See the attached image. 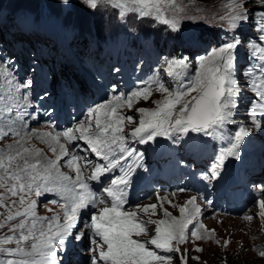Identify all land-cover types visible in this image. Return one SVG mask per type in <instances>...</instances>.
Returning a JSON list of instances; mask_svg holds the SVG:
<instances>
[{
    "label": "snow or ice",
    "instance_id": "obj_1",
    "mask_svg": "<svg viewBox=\"0 0 264 264\" xmlns=\"http://www.w3.org/2000/svg\"><path fill=\"white\" fill-rule=\"evenodd\" d=\"M80 2L91 10L107 4L118 9L121 17L130 12L139 17L155 15L173 30L178 29L177 19L162 15V6L176 7V0ZM252 2L255 3V0ZM61 3L72 6V0H61ZM259 4L264 8V0H259ZM241 7L233 0V14L226 18L229 28L236 29L238 22L249 19L248 9L237 11ZM259 16L264 22V11ZM259 30L264 33V27ZM240 43L233 36L212 48L207 55L200 56L191 77L187 75L189 65L186 59H166L161 69L173 81L171 87L160 78L141 82V86L130 94L114 95L88 108L85 118L75 127L55 136L50 132L44 133L41 139L48 137L52 141L50 151L57 153L56 145L59 146L54 159L44 156L42 149L23 147L20 141L15 142V148L9 145L6 151L0 150V208L6 210L0 212V216L4 217L0 221V229L7 227L10 233L0 238V257H3L0 264H63L60 253L66 251L69 237L88 240L91 264H173L174 254L180 253L179 245L188 239L189 225L193 226L191 237L204 239L201 234V229H204L207 237L211 238L215 230L206 229L197 219L201 208L196 196L178 206V217L163 208L162 203L137 204L134 208L129 205L125 210L132 175L137 168H144L143 153L131 147L130 142L148 144L162 137L177 145L182 141L187 143L185 138L191 133L224 140L225 127L232 125L235 131L227 137V146L219 151L218 159L204 177L208 181L218 180L225 160L229 157L239 159L240 146L245 138L254 128H264L258 119L264 118V38L253 45L259 68L244 73L256 96L246 109L247 119L253 122L254 128L236 123L242 89L235 74L234 53ZM0 77L6 85L14 87L15 93L30 87V81L26 84L16 82L14 74L5 64H0ZM13 87H9L7 96L0 95V104L3 105L0 107V119L5 116L11 119L15 107L16 116L12 119V124H15L24 120L20 109L30 105L27 104V96L23 97V104L12 103L15 99ZM153 91L162 93L163 98L155 101V108L136 109L140 113L138 123L133 116L120 111L123 107L131 109L134 102L138 103L141 99H150ZM129 124L136 126L125 134V127ZM8 134L0 128V139ZM15 134L19 135V132ZM62 138L67 142L83 141L82 150L90 152L98 160L94 162L86 156L70 153L67 144L60 143ZM65 157L64 163L74 176L61 170L60 161ZM115 171H119L120 175L112 176ZM92 182L98 185V191L93 190ZM261 191L264 192V188ZM45 193L59 197L51 203H59L60 212H53L51 216L37 213V203L31 197H40ZM158 199L162 201L166 198ZM257 203L259 216L264 218V199ZM158 206L162 209L163 218H142V214L155 215ZM173 207L177 205L173 204ZM82 213L87 218V234L77 228ZM245 218L251 220L254 217ZM148 225H155L154 234L150 236ZM259 255L264 257V246L260 247ZM179 259L180 264H187L185 255L181 254Z\"/></svg>",
    "mask_w": 264,
    "mask_h": 264
},
{
    "label": "rangeland",
    "instance_id": "obj_2",
    "mask_svg": "<svg viewBox=\"0 0 264 264\" xmlns=\"http://www.w3.org/2000/svg\"><path fill=\"white\" fill-rule=\"evenodd\" d=\"M235 3L242 6L241 9H237V11L246 8L248 9L249 16L247 21L242 23L238 22L239 26L236 29L229 28L226 19L230 14H233V0H176V7L164 5L162 6L164 9L162 15L168 19L178 20V29L173 30L170 25L164 24L161 20L157 19L155 15L139 17L138 14L130 12L121 17L118 9L107 4L101 5L97 10H91L86 5L82 4L80 0H72L71 7L63 5L61 0H0V64H5L14 75L20 76L23 84L30 81V87H27V89L34 93V99L40 104H47L48 107H51L50 100L53 99V92L56 89L52 90L45 85L36 84L38 80L45 82L46 85H54V87L58 88L61 92L65 91V94L69 93L67 98L71 97V92H75L78 88L80 89V84H76L74 75L69 73L70 70L65 65L66 63L68 64V60L62 62L61 54L54 56L51 52V47L47 44L48 42L43 40L40 34L30 35L20 29L19 33L21 37L13 33L16 27L21 26L19 17L28 21H35V18L41 15L40 17L44 21L47 17L43 16L45 15L43 12H46L47 16L49 13L53 14L50 18V22L54 20L66 23L72 30L75 36L74 39L82 38L83 40L89 41L93 45V47H91L90 57L92 55L94 57L91 58V61L98 75L91 72L88 68L85 69L87 73L91 75L90 78L95 81L96 86H98L103 94L107 92L114 95H119L121 93L125 94L132 86L134 90H136L141 86V82H150L153 78L163 79L166 85L171 87L173 81L171 78L167 77L166 72L161 69V65L166 59H186L189 65L187 75L191 77L195 73L198 65V58L200 56L207 55L212 48L220 46L224 41L230 40L234 36L241 42L237 48L242 49L234 53L235 74L241 84L243 99L242 107L237 116L239 118H236V123H240L242 120V123L247 127L254 128L253 122L247 119L246 109L249 102L256 99V96L248 84V77H246L244 73L259 68V62L254 57L257 53L253 45L259 43L261 39L264 38V33L259 30L260 27H264V22L260 20L259 16V13L264 11V8L260 7L259 0H255V3H253L252 0H248V2H245V0H235ZM221 17H225V19L222 20ZM205 27H214V29L217 30L216 37H225L224 41L220 44H212L216 37L211 30L205 34L207 37L206 41L199 39L196 36L197 30ZM127 35H129V38L126 37ZM142 37L145 38L142 39ZM134 38L137 39V45L141 47V51L139 48L136 49L139 50L136 54V58L141 57L142 55H139V53L144 50L149 51L151 48L155 49V55L152 56L153 64L150 72L141 71L142 64L139 62L136 69L132 70L130 66L126 64V59L123 60L120 58L123 46L126 48V41L130 39L133 40ZM83 43V48L86 50L87 42ZM160 44H163L165 47H171L170 54L163 58H161V53H159V51L157 52V47ZM187 45L193 50L192 56L179 53V49ZM121 46L122 48H120ZM47 47L48 50L46 51ZM174 47L177 49H174ZM36 49L40 52L36 51ZM127 49L128 52H126V55L130 56L135 46L127 47ZM118 56L119 58H117ZM36 58H39L38 60L40 63L38 68L34 69L32 61ZM133 58L134 55L132 54V59ZM10 60L15 62L16 65L14 66L9 63ZM78 63L81 64L80 61H78ZM17 64L20 66L17 67ZM46 65H48V70L46 71V75H44L41 69L44 67L46 68ZM56 66L58 69L60 68L59 73L54 71ZM68 66H70V64ZM21 71L22 73H20ZM75 71L77 75L80 74L77 69H75ZM132 81L135 84H132ZM16 82L21 84L18 80H16ZM9 87L13 86L6 85L4 96H7ZM13 95L15 96V99L12 101L13 104H23V97L27 96V91L25 88H21L19 93H15L13 87ZM28 95L30 96V94ZM162 98V93L153 91L150 99H141L138 103L134 102L131 109L123 107L120 111L125 115L133 116L138 123L140 113L136 111V109L155 108V101L161 100ZM27 102L30 103L31 106L32 102L28 96ZM0 107H3V105L0 104ZM22 110L23 108L20 109V111ZM16 111L17 109L14 107L11 119H14ZM48 114L49 112L47 115ZM4 118L9 119L7 116ZM258 119H260L261 124L264 125V118L258 117ZM22 125H24V123ZM135 126L136 125L132 124L127 125L125 127V134H128ZM230 128L234 127L228 125L225 127L224 132H231L233 129ZM38 129L42 131V134L49 133L46 126L42 125L38 127ZM254 130L256 137H258L263 144V153L252 158L254 162L258 163L254 165L253 168L259 169L260 174L254 176L248 171L245 181L248 182L247 187L249 191L254 195L253 199L258 197L260 200L264 199V192L261 191V188H264V128L257 127L254 128ZM3 131L7 132L5 129H3ZM14 135L15 132H10V136ZM10 136L8 134L0 139V150L6 151L8 145H13L15 148L17 146L15 142L17 141H20L23 147L33 149H38V143H41V135L39 137L37 134H29L27 139L12 140L11 142L9 141ZM46 138L48 137H44L42 140L47 144L49 138ZM130 143L137 144L138 147L146 148V144ZM204 143L202 139L192 137L187 139V143H185L182 148L188 149V151L193 153L194 151L196 152L197 149L204 151V147L202 146ZM131 146L136 149V145ZM69 149L71 148L68 147L69 152L72 151V149ZM214 151L215 150L207 151V161L213 158L212 152ZM189 157V154L178 153L177 159L170 160L169 157H167L169 161L164 163L163 166L166 169L177 163L178 166L185 168L180 173L179 178L185 175H191L193 170L192 165L180 163L178 161L179 158ZM117 172L119 173V171H115L114 173ZM259 179L261 180L259 181ZM190 180L191 178H187L184 182ZM183 193L184 194L176 193L171 195L162 194L155 200H150L143 203L141 206L153 203L159 205V203H162L163 208H166L173 216L178 217L180 215L178 206L185 204V202L194 195L193 193ZM46 194L54 199L53 193ZM158 198L166 199L161 201ZM204 198L210 203L204 210L203 208L206 205L197 199V204L202 208L200 212L201 215L199 214L197 219L206 226V229H214V234L211 238H208L203 229L201 234L204 235L205 238L195 239L190 236V232L193 228V226L190 225L188 239L186 242L179 245L180 253L174 254L173 264H180L179 256L181 254L187 257V264H264V257L259 255L260 247L264 246V218L259 216L260 209L258 203L255 202L253 205H249L251 201L246 203L241 197L228 200L225 194L223 195L221 193L216 195L208 193ZM31 199L36 201V211L41 216H51L53 212L61 211L60 206L58 204H52L46 195L40 197L33 195ZM168 201L172 203H168ZM173 204L177 205V207H173ZM218 207L222 212L230 211L233 216L220 213L211 215V208L215 209ZM49 209H52V211H49ZM5 211V209L0 208V212ZM203 214H205L204 217L202 216ZM149 216L153 220L163 218L162 209L158 206L155 215L142 214V218L145 220L149 219ZM246 216H252L254 218L249 220L245 218ZM81 217V222L77 225V228L87 234L88 229L85 227L87 218L85 219L83 213ZM3 219L4 217L0 216V221ZM152 229L153 231H150ZM154 229L155 225H148L149 236L154 234ZM6 234H10L7 227L0 229V238ZM70 241L71 246L69 247L66 245V251L60 253L63 264H91V253L88 250V240H74L71 238ZM226 241L228 242L227 245L225 244ZM12 246L15 245L13 244ZM198 249H202V251Z\"/></svg>",
    "mask_w": 264,
    "mask_h": 264
},
{
    "label": "bare ground",
    "instance_id": "obj_3",
    "mask_svg": "<svg viewBox=\"0 0 264 264\" xmlns=\"http://www.w3.org/2000/svg\"><path fill=\"white\" fill-rule=\"evenodd\" d=\"M57 55H59V54H57ZM90 84L92 86H94L92 83H90ZM98 93H99V91H98V89H96V93L95 92H92V93H89V94H84V98L89 99V100H93L92 103L90 104V107H93L97 103H101V102H103L105 100L111 99V97H106L104 99H100L99 98L100 97V94H98ZM27 96L30 99V101L32 102V104H31V106H25V107H23V110L21 111L22 114H23V116H24L23 122H19L18 121L15 124H12V119H5V118L0 119V127H2L3 129L7 130V132L9 133V136H10V132H15V133L16 132H19V135H16L15 134L14 136H10V140H9L10 142L12 140L27 139L28 136H29V134L30 135H32V134H37L38 135L39 134L38 135L39 137H40V135L42 136L43 135L42 134V131L40 129H38V127H41L42 125L43 126H46V128L49 130V131L48 130L47 131L50 132V133H52L53 136H55V134H57V133H61L64 130H66V129L58 130L57 127H61L62 128V125H63L62 122H59L58 121V123H56V126H55L51 122V117L46 118L44 116V112L45 111H44V109L42 107H40V106L37 105V103L34 100V95L30 94V96H29L28 93H27ZM27 104L30 105V103H28V102H27ZM79 110H80V108L76 112H73V111L70 112L69 111L67 117H75L76 116V113H78ZM34 114H36V116H34ZM15 116H16V114H14V119H15ZM59 117H65V116L62 115V114H60ZM52 118H56V117H52ZM23 123H24V125H22ZM22 126H24V127H22ZM34 126H36V127H34ZM72 127H75V126H72ZM46 139H48V138H46ZM62 140L65 142V144H67V147H69V148L72 149V151H70V153L71 152H75L74 149L76 147H79L80 148V151L79 152H75V154L80 155V156H85L86 155L85 151L82 150V146H84L82 143L76 142V143L72 144L71 142H67L63 138H62ZM44 143H45V141H43L41 139V143H38V147H39L38 149H42L43 150V155L44 156H47V157H50V158H53L54 159L55 156L57 155V153L59 152V146L56 145V147H57V153H53L52 151H50V148H49V144L52 143V141L49 139V141H48L47 144L46 143L44 144ZM139 148L141 150H145V148H143V147H139ZM71 149H69V150H71ZM66 159H67V157H65L64 159H62L60 161L61 170L63 172H65V173L69 174V175L74 176L75 174L72 172V170L69 169L67 167V165L64 163V160H66ZM160 183H161V187H162V191L160 193V196L162 194H170L171 193V189L172 188H175L176 191L179 194H184L183 192H185V193H193L194 194L193 196H196L199 199L200 202H202L204 205H206L204 199L201 198L202 190L199 189V188H196L195 190H192V189H190V187H192V186H187L185 188H179L180 185H178V183H175L173 186L168 185L164 181H161ZM139 186H140V189L142 191H146L148 194L145 197V199L142 200V201H139V200H136V199L135 200H132L129 204L133 208L137 204L142 205L145 202H148L150 200H155L156 199L154 197V194L152 192V189L150 188V186L147 183H145L144 181H141L140 184H139ZM180 189H184V191H180ZM212 189H213V186L211 187L210 191ZM53 197H54V199H57V200L59 199V197L56 194H54ZM54 199H52V200H54ZM101 206H103V205H101ZM127 209L128 208H125V210H127ZM215 213H218V212H215ZM224 215H230V214L225 213ZM202 230L203 229H201V233H202ZM150 231H153V229L150 230Z\"/></svg>",
    "mask_w": 264,
    "mask_h": 264
},
{
    "label": "trees",
    "instance_id": "obj_4",
    "mask_svg": "<svg viewBox=\"0 0 264 264\" xmlns=\"http://www.w3.org/2000/svg\"><path fill=\"white\" fill-rule=\"evenodd\" d=\"M15 8H16V7H15ZM52 15H53V14H50V13H49V14H48V16H49L48 18H51ZM96 22H97V21H96ZM96 24H97V23H96ZM208 30H212V31H213V30H215V29H214V27H208ZM128 36H129V35H127L126 37L129 38ZM134 39H136V38H134ZM131 40H132V39L127 40L126 42L129 43ZM133 43H136V42L133 40ZM188 54H190V53H188ZM191 54H192V51H191Z\"/></svg>",
    "mask_w": 264,
    "mask_h": 264
}]
</instances>
